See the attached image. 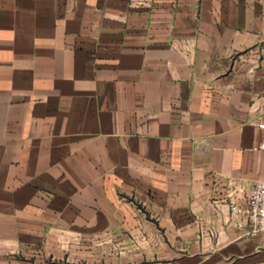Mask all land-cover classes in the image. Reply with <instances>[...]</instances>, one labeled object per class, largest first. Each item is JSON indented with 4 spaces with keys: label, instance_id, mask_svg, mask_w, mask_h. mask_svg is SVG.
<instances>
[{
    "label": "crops",
    "instance_id": "crops-1",
    "mask_svg": "<svg viewBox=\"0 0 264 264\" xmlns=\"http://www.w3.org/2000/svg\"><path fill=\"white\" fill-rule=\"evenodd\" d=\"M260 122L264 0H0V264H264Z\"/></svg>",
    "mask_w": 264,
    "mask_h": 264
},
{
    "label": "built area",
    "instance_id": "built-area-1",
    "mask_svg": "<svg viewBox=\"0 0 264 264\" xmlns=\"http://www.w3.org/2000/svg\"><path fill=\"white\" fill-rule=\"evenodd\" d=\"M258 126L261 141L257 148L264 154V122H260ZM245 199L244 204L238 201L231 203L235 224L251 236L264 233V175L248 188Z\"/></svg>",
    "mask_w": 264,
    "mask_h": 264
},
{
    "label": "rangeland",
    "instance_id": "rangeland-1",
    "mask_svg": "<svg viewBox=\"0 0 264 264\" xmlns=\"http://www.w3.org/2000/svg\"><path fill=\"white\" fill-rule=\"evenodd\" d=\"M110 252H112L111 248L105 249L104 257L99 258V259L97 260V262H98V263L112 262L113 260H111V259H107V260H106L107 257H108V258L111 257V256H108V254H109Z\"/></svg>",
    "mask_w": 264,
    "mask_h": 264
}]
</instances>
